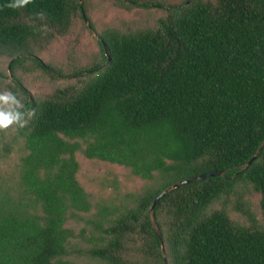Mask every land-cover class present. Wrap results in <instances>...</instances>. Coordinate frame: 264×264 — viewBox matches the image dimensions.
Segmentation results:
<instances>
[{"label": "trees", "instance_id": "1", "mask_svg": "<svg viewBox=\"0 0 264 264\" xmlns=\"http://www.w3.org/2000/svg\"><path fill=\"white\" fill-rule=\"evenodd\" d=\"M109 1L164 13L105 28L96 59L65 73L38 51L90 21V0H0V58L25 113L17 183L0 184V264H264V0ZM33 71L78 82L34 98L20 75ZM78 152L146 183L97 200Z\"/></svg>", "mask_w": 264, "mask_h": 264}, {"label": "rangeland", "instance_id": "2", "mask_svg": "<svg viewBox=\"0 0 264 264\" xmlns=\"http://www.w3.org/2000/svg\"><path fill=\"white\" fill-rule=\"evenodd\" d=\"M177 1L179 0L172 2ZM90 8V21L79 20L67 36L61 37L48 50L38 51V55L65 73L75 72L96 59L100 52V32L105 28L150 26L164 13L161 9H137L128 12L115 7L109 0H90ZM90 22L94 24V29L90 27ZM8 64V59L0 58V72L3 74V77H0V93L10 92L13 77L8 70ZM20 75L34 98H44L57 86L78 82V77L63 78L56 75V78L52 79L40 71L21 72ZM0 107L14 108L15 104L10 101L9 105H3L0 102ZM7 145L13 150L8 157H5L3 154ZM23 148L24 142L17 138L14 124L7 129H0V184L14 186L17 183L20 161L24 155ZM77 159L81 164L78 177L87 191L97 200L123 196L146 183L123 165L89 159L82 152L77 153ZM252 201L255 210L260 213V196H253ZM234 216L238 215L234 214ZM68 226L79 231L83 225L71 221ZM80 264L84 263L80 262Z\"/></svg>", "mask_w": 264, "mask_h": 264}, {"label": "clouds", "instance_id": "3", "mask_svg": "<svg viewBox=\"0 0 264 264\" xmlns=\"http://www.w3.org/2000/svg\"><path fill=\"white\" fill-rule=\"evenodd\" d=\"M31 2L32 0H8L5 6L10 9H21ZM10 101L16 105V108L0 107V129H7L13 124H19L21 127L24 126L25 113L19 110L23 107L21 101L11 92L0 93V102L3 105H9Z\"/></svg>", "mask_w": 264, "mask_h": 264}, {"label": "water", "instance_id": "4", "mask_svg": "<svg viewBox=\"0 0 264 264\" xmlns=\"http://www.w3.org/2000/svg\"><path fill=\"white\" fill-rule=\"evenodd\" d=\"M32 56V55H31ZM256 158V156L247 164V165H250L252 163V161ZM246 167V166H245ZM224 171H216V172H209V173H204V174H201L199 176H195V177H191V178H187L185 180H182L180 182H177L175 183L172 187H170L169 189H167L163 194L162 196H164L167 192H169L170 190L172 189H175V188H178L182 185H185V184H188V183H191V182H194V181H197V180H200V179H204V178H207V177H210V176H217V175H224ZM160 200V198H158L156 200V202H158ZM153 212H154V209H153ZM155 226L157 228V231L161 237V239L163 240V235L160 231V228L158 226V224L155 222ZM163 249H164V254H165V260L167 262V257H166V249H165V246L163 245Z\"/></svg>", "mask_w": 264, "mask_h": 264}]
</instances>
